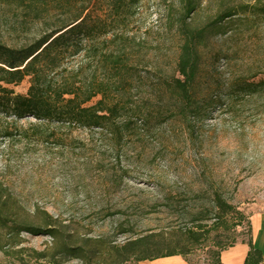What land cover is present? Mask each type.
<instances>
[{"label": "rangeland", "instance_id": "rangeland-1", "mask_svg": "<svg viewBox=\"0 0 264 264\" xmlns=\"http://www.w3.org/2000/svg\"><path fill=\"white\" fill-rule=\"evenodd\" d=\"M169 1L137 0L123 30L132 69L124 97L131 109L117 119L122 138L0 114V195L9 224H59L62 237L89 256L62 257V264H108L112 244L151 232L179 235L195 215L208 224L215 194L245 216L234 234H217L222 243L233 235L247 241L248 218L264 211V13L258 8L264 0H201L188 29L208 28L220 10L244 7L197 43L190 105L170 84L179 76L185 35L177 3L176 23L166 20ZM92 2L105 9L103 0ZM33 8L26 0H0L1 43L20 46L51 25L41 20L42 7ZM79 62L76 57L68 66ZM28 84L25 78L10 87L24 94ZM9 238L0 228V264H45L35 252H53L44 233L22 231L17 244ZM207 244L203 238L187 254L190 264L211 263Z\"/></svg>", "mask_w": 264, "mask_h": 264}, {"label": "trees", "instance_id": "trees-1", "mask_svg": "<svg viewBox=\"0 0 264 264\" xmlns=\"http://www.w3.org/2000/svg\"><path fill=\"white\" fill-rule=\"evenodd\" d=\"M48 1L53 4L51 8L44 6ZM92 1L26 0L31 11L34 10L33 6L42 7L39 11H44L41 17L44 24L52 23L34 40L20 46L0 42V114L12 116L15 121L32 117L38 122H68L83 128L105 129L115 138L123 137V128L118 126L117 119L131 109L124 97L130 84L129 70L132 69L129 64L132 50L128 41L130 38L123 30L134 15L137 0H103L106 6L101 11ZM200 2L170 0L166 10V20L172 24L176 23V3L180 10L179 27L185 40L180 46L177 61L179 76L174 77L170 84L172 91L188 105L192 102L191 88L199 65L197 43L212 31L213 28H209L244 7L240 5L220 10L208 28L188 29L187 21ZM258 8L264 13V4ZM76 57L80 58L78 65L75 68L68 66ZM25 78L29 82L26 92L16 93L10 85L19 84ZM96 97L98 99L90 103ZM5 131L9 135L10 130ZM213 209L212 222L207 224L201 216L195 215L192 226L180 231L179 235L175 232L173 237L165 238L163 234L151 232L129 238L121 244H112L108 251V264H141L172 255H181L188 260L187 254L203 238L211 248L210 264H220V253L238 241L233 235L228 243H222L217 234L229 231L234 234L245 216L216 194ZM248 224L250 229L249 218ZM0 228L7 231L13 244L19 243L22 231L50 236L54 241L53 252L49 255L42 251L35 252L37 260L43 259L45 264H62L61 258L67 256L89 257L82 247L71 246L62 237L60 225L51 220L42 226L27 227L21 222L9 224L1 195ZM96 243L100 244L102 240L97 239ZM246 243L250 249L244 264L261 263L262 255L252 243L251 229ZM84 264L89 262L85 260Z\"/></svg>", "mask_w": 264, "mask_h": 264}, {"label": "crops", "instance_id": "crops-1", "mask_svg": "<svg viewBox=\"0 0 264 264\" xmlns=\"http://www.w3.org/2000/svg\"><path fill=\"white\" fill-rule=\"evenodd\" d=\"M250 229L252 243L255 248L260 250L262 262L264 264V211L250 216ZM250 247L244 240H239L233 246L228 247L220 253V264H244L245 257ZM141 264H190L181 255H172L157 258L151 261H144Z\"/></svg>", "mask_w": 264, "mask_h": 264}]
</instances>
